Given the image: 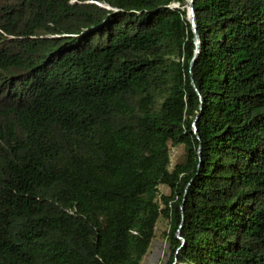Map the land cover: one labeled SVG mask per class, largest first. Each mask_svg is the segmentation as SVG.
<instances>
[{
    "label": "trees",
    "instance_id": "trees-1",
    "mask_svg": "<svg viewBox=\"0 0 264 264\" xmlns=\"http://www.w3.org/2000/svg\"><path fill=\"white\" fill-rule=\"evenodd\" d=\"M193 11L0 0V264H264V0Z\"/></svg>",
    "mask_w": 264,
    "mask_h": 264
},
{
    "label": "rangeland",
    "instance_id": "rangeland-1",
    "mask_svg": "<svg viewBox=\"0 0 264 264\" xmlns=\"http://www.w3.org/2000/svg\"><path fill=\"white\" fill-rule=\"evenodd\" d=\"M182 149L179 147L177 149V155H181ZM160 191L163 194H168V191L165 188H161ZM168 228V227H167ZM165 229V224L162 223L160 226V234ZM180 236L179 231L176 233ZM180 240V239H179ZM171 255V250L169 248V244L165 239L159 237L152 246V249L148 256L144 260V264H165Z\"/></svg>",
    "mask_w": 264,
    "mask_h": 264
},
{
    "label": "water",
    "instance_id": "water-1",
    "mask_svg": "<svg viewBox=\"0 0 264 264\" xmlns=\"http://www.w3.org/2000/svg\"><path fill=\"white\" fill-rule=\"evenodd\" d=\"M187 1H188V4H189L188 21L191 24V27H192V30H193V34H194V44H195V50H194L193 58H192L191 63H190V68H193V66L195 65L196 60L198 58V55H199V51H200V49H199L200 48V41H199V36H198V33H197V29H196V21H195V15H194V11H193L194 0H187ZM106 8L108 10H110L109 7H106ZM192 85L194 86L193 82H192ZM199 116H200V114H198L196 120H198V117ZM194 130H196V129L194 128ZM200 150H201V147L199 148V153H200ZM177 233H178V231H177ZM176 237L182 241V245L180 247V249H181L185 242L177 234H176Z\"/></svg>",
    "mask_w": 264,
    "mask_h": 264
}]
</instances>
